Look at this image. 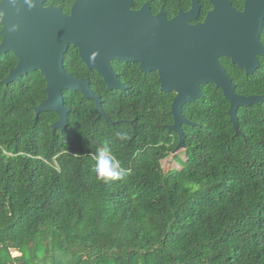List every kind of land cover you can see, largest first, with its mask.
<instances>
[{"label": "trees", "instance_id": "1", "mask_svg": "<svg viewBox=\"0 0 264 264\" xmlns=\"http://www.w3.org/2000/svg\"><path fill=\"white\" fill-rule=\"evenodd\" d=\"M73 2L45 4L69 13ZM258 59L249 75L220 57L239 94H264ZM17 62L11 51L0 55V264H264V101L238 108L243 136L235 135L230 102L202 84L203 96L182 107L195 125H182L181 159L172 154L179 135L167 127L174 93L160 90L155 71L113 61L127 88L109 90L70 45L65 69L89 77L115 123L99 116L95 100L68 90L67 126L53 132L57 113L34 112L46 97L41 73L3 82ZM105 143L121 179L96 178ZM170 155L180 169L162 167Z\"/></svg>", "mask_w": 264, "mask_h": 264}, {"label": "water", "instance_id": "2", "mask_svg": "<svg viewBox=\"0 0 264 264\" xmlns=\"http://www.w3.org/2000/svg\"><path fill=\"white\" fill-rule=\"evenodd\" d=\"M34 0L28 9L24 0H4L5 24L17 23L13 33L1 29L0 55L13 52L18 62L10 69L4 83L16 81L29 72L39 71L46 83V97L34 107L37 117L42 111H54L58 119L52 131L62 132L70 109L64 103V91H79L95 100L99 116L114 124L102 108L100 96L90 88L87 77L78 78L65 69L69 45L78 49L88 69L102 76L109 90L126 89L111 65L112 60L136 62L142 72L156 71L160 90L175 92L171 104L173 123L168 129L179 135L172 154L184 148L183 124L193 126L183 115L185 103L203 96L201 85L213 83L230 102L229 115L235 135L239 129L237 110L264 101V94L243 95L220 62L227 57L246 74H253L264 57L261 34L264 26V0H245L243 11L228 0H216V7L203 23L190 25L178 16L167 20L153 16L148 9H130L131 0H74L70 13L59 5ZM19 9V11H17Z\"/></svg>", "mask_w": 264, "mask_h": 264}, {"label": "flooded vegetation", "instance_id": "3", "mask_svg": "<svg viewBox=\"0 0 264 264\" xmlns=\"http://www.w3.org/2000/svg\"><path fill=\"white\" fill-rule=\"evenodd\" d=\"M131 1L132 2L130 5V9L132 11H139L145 7V9H148L153 16H157L159 14H162L166 17L167 20H172L174 18H177L178 16H181L190 25L203 23L205 21V19L207 18L208 14L211 11H213L216 7V3H215L216 0H131ZM228 1L231 4V6L234 7L236 10L243 11L245 0H242V1L241 0H228ZM262 32H263V30H262ZM261 36H262V34H261ZM260 39L264 45L262 37H260ZM69 47H70V45H69ZM68 50H69V48H68ZM258 57L259 56H257V58ZM261 57H263V56H261ZM113 61H116V60H112L110 63L114 69V65L112 64ZM137 65L139 68L138 63H137ZM80 78H82V77H80ZM87 78L89 79V77H87ZM118 78H119V76H118ZM89 81H90V79H89ZM159 87H160V85H159ZM126 88H127V86H126ZM173 93L175 96V92H173Z\"/></svg>", "mask_w": 264, "mask_h": 264}, {"label": "clouds", "instance_id": "4", "mask_svg": "<svg viewBox=\"0 0 264 264\" xmlns=\"http://www.w3.org/2000/svg\"><path fill=\"white\" fill-rule=\"evenodd\" d=\"M4 0H0L2 4ZM16 0H11V4L14 6ZM24 4L28 9L35 6L34 0H24ZM19 11V9H17ZM0 28L6 29L8 33H13L18 30L19 25L17 23L9 22L5 24V11L0 10ZM118 139L122 142H126L130 139V135L127 132H119L116 134ZM94 172L96 178L101 181H108L113 179H121L124 175V170L116 157L112 153V149L108 143H105L102 147L98 148L95 153V166Z\"/></svg>", "mask_w": 264, "mask_h": 264}, {"label": "rangeland", "instance_id": "5", "mask_svg": "<svg viewBox=\"0 0 264 264\" xmlns=\"http://www.w3.org/2000/svg\"><path fill=\"white\" fill-rule=\"evenodd\" d=\"M176 154L179 155L181 159H185L186 158L185 153H184V149L178 151ZM161 164H162V167L165 170L172 169V168H177V169L181 168V165L178 162H176V160H175L173 155H170L169 157L163 159L161 161Z\"/></svg>", "mask_w": 264, "mask_h": 264}]
</instances>
